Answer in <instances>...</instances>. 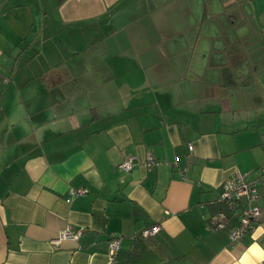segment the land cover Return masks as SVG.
<instances>
[{
  "label": "crops",
  "instance_id": "obj_1",
  "mask_svg": "<svg viewBox=\"0 0 264 264\" xmlns=\"http://www.w3.org/2000/svg\"><path fill=\"white\" fill-rule=\"evenodd\" d=\"M258 39L264 0H0V264H264ZM237 173L262 217L231 245Z\"/></svg>",
  "mask_w": 264,
  "mask_h": 264
},
{
  "label": "built area",
  "instance_id": "obj_2",
  "mask_svg": "<svg viewBox=\"0 0 264 264\" xmlns=\"http://www.w3.org/2000/svg\"><path fill=\"white\" fill-rule=\"evenodd\" d=\"M192 150L193 147L190 146ZM179 157H176V161ZM162 164L154 156L147 158L149 167H156ZM135 166L133 158L123 162L120 168L126 172H131ZM88 193L85 189L72 188L69 191L67 201L72 202L76 197L83 196ZM259 199L257 182H247L245 175L237 173L236 176L226 181L221 189L219 198L216 203L224 204L229 208V212L219 210L212 218L213 225L216 230H228L230 244L236 245L242 242L245 237L255 230L258 221L262 217V210L257 204ZM240 209V210H239ZM161 230L160 225L144 229L140 233V237L148 239L155 236ZM84 233L83 229H67L64 230L58 239L53 241L54 245H60L63 241L71 239L79 241ZM121 237H115L109 242L110 255L115 258L121 248Z\"/></svg>",
  "mask_w": 264,
  "mask_h": 264
},
{
  "label": "trees",
  "instance_id": "obj_3",
  "mask_svg": "<svg viewBox=\"0 0 264 264\" xmlns=\"http://www.w3.org/2000/svg\"><path fill=\"white\" fill-rule=\"evenodd\" d=\"M64 1H66V0H59V2L60 3H63ZM219 210H223V211H226V212H229L230 210H229V208L226 206V205H224V204H219V209H218V211ZM217 211V212H218Z\"/></svg>",
  "mask_w": 264,
  "mask_h": 264
},
{
  "label": "rangeland",
  "instance_id": "obj_4",
  "mask_svg": "<svg viewBox=\"0 0 264 264\" xmlns=\"http://www.w3.org/2000/svg\"><path fill=\"white\" fill-rule=\"evenodd\" d=\"M257 42H259V43H258V46H260V45H261V42H264V39H262V40H259V39H258Z\"/></svg>",
  "mask_w": 264,
  "mask_h": 264
}]
</instances>
